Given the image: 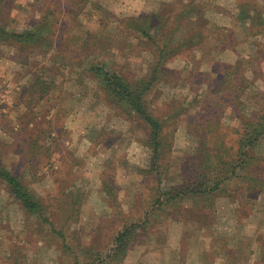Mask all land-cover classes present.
<instances>
[{
	"label": "rangeland",
	"instance_id": "obj_1",
	"mask_svg": "<svg viewBox=\"0 0 264 264\" xmlns=\"http://www.w3.org/2000/svg\"><path fill=\"white\" fill-rule=\"evenodd\" d=\"M0 6V26L8 31L33 30L46 16L40 30L53 32L51 40L30 47L0 43V165L36 196L51 199L47 205L56 209L49 215L58 228L67 225L71 250L81 259L86 247L93 255L104 253L123 227L138 222L120 264H264L260 187L235 182L213 201L183 199L173 206L178 211L153 204L159 185L143 145L147 129L120 110L90 72L103 64L128 79L152 75L155 46L123 20L155 15L160 39L172 44L204 33L191 63L187 51L167 61L147 97L162 121L182 102L175 130L166 126L171 146L160 187L179 185L201 140L195 119L207 92L195 87L203 79L197 72L212 74V88L236 92V108L223 109L226 126L242 128L264 104V32L251 35L248 19L252 14L254 22L264 20V0H4ZM240 10L247 11L246 20ZM38 74L44 83L31 90ZM254 154L264 158V138ZM124 182L129 184L120 189ZM122 190L136 192L127 215ZM79 200L68 221L69 205ZM147 212L148 222L141 223ZM39 224L0 181V264H73L64 241Z\"/></svg>",
	"mask_w": 264,
	"mask_h": 264
},
{
	"label": "trees",
	"instance_id": "obj_2",
	"mask_svg": "<svg viewBox=\"0 0 264 264\" xmlns=\"http://www.w3.org/2000/svg\"><path fill=\"white\" fill-rule=\"evenodd\" d=\"M0 1L3 2L4 0ZM240 16H245L243 20H246L247 11L240 10ZM252 17V14H249V30L251 35L255 36L261 31L264 32V20L254 22ZM46 21L47 18L44 16L37 22L36 28L24 32L8 31L0 26V43L16 49L18 44H25L26 47H30L34 43L45 42L47 39L51 40L49 37L53 34L52 27L47 26L46 30L43 28V32L40 30V25L46 23ZM123 23L133 28L135 33L140 35V38L150 41L155 46V53L153 54L155 68L152 75L128 79L115 71L108 70L103 64L91 66L90 72H93V76L102 84L106 96L113 99L119 109H123L129 118L138 119L147 129V137L143 145L149 154L151 165L149 172L155 175L159 185L156 192V201L153 204L156 203L159 208L163 205V209H165L166 207L173 208L183 199H189L193 204L213 201V197L219 193L218 191L222 190L224 186L235 182L240 187H246L245 185L248 186L249 184L254 187L259 186L260 189L257 194L264 195V158L254 154L256 147L264 138V104L260 106L258 111L245 118L242 128L234 129L226 126L222 122L223 109L225 104L233 109L236 108L237 104L234 101L237 98L236 92L230 89V93H226L219 87L212 88L208 83L212 79V74L197 71L203 79L197 82L195 87H202L207 92L195 119L197 125L200 126L201 140L194 149L193 158L188 161L190 162V169L188 174L183 176L182 183L168 189L160 187L163 180V169L166 168L165 163L171 146V142L168 140L171 130L167 133L166 126H175L176 128V122L179 121V116L182 114V102L178 101L169 113L166 112L162 121L152 112L147 97L154 88L155 83L166 72L165 65L167 61L179 58L183 52L187 51L186 61L191 63L193 60L192 50L203 45L205 35L201 32L185 39L176 40L174 38V44H172L169 38L166 39L163 36V40L160 39V23L155 15L143 14L136 18L123 20ZM45 31L48 34L47 37L44 34ZM197 36L198 39H195ZM23 46L21 47L23 48ZM192 65L197 64L193 63ZM162 66L163 70H160ZM236 66L232 65V68ZM228 76L229 74H225L226 78H229ZM43 83V76L38 74L31 85V90L43 85ZM219 89L221 90L219 91ZM219 95L222 98L218 99ZM227 98L228 100H226ZM171 121L174 122L171 123ZM174 130L172 128V131ZM232 133L235 134L234 137ZM259 159L262 160L261 163ZM0 180L5 184L7 192L28 214L34 216L41 226H46L64 241V250L74 255L73 264H120L126 258L129 247L137 235V228L141 225L140 223L132 222L123 227L112 239L111 247L104 253L93 255L94 249L92 247L81 249L83 252V258L81 259L77 252L70 249L66 241L63 227L67 225L58 228V225L52 220V216L49 215L53 214V207L47 205L48 201L51 200L49 197L48 199L39 198L28 187L24 186L19 176L14 175L1 165ZM107 187L108 184L103 180V188L106 190ZM248 198H251V196ZM162 200L163 202H160ZM76 202L74 201L68 207V211L71 213L66 215L68 221L71 216L73 217L72 212L76 211L78 213L79 211L78 204L80 200L77 204ZM58 204L57 208L62 212L60 207L62 202ZM55 209L54 207L53 210ZM173 210L178 211L176 208H173ZM148 218L149 212L144 215L143 221L140 222L147 223Z\"/></svg>",
	"mask_w": 264,
	"mask_h": 264
},
{
	"label": "crops",
	"instance_id": "obj_3",
	"mask_svg": "<svg viewBox=\"0 0 264 264\" xmlns=\"http://www.w3.org/2000/svg\"><path fill=\"white\" fill-rule=\"evenodd\" d=\"M111 117H113V115L111 116ZM87 142V141H86ZM125 151V150H124ZM139 152L141 151V147L139 146V150H138ZM124 154V153H123ZM136 179H138V178H136ZM1 181V180H0ZM2 182V181H1ZM3 183V182H2ZM131 183V182H130ZM4 184V183H3ZM103 184V181H102V177H101V185ZM127 184H129V182L127 183ZM126 182H124L123 184H122V186L120 185L119 186V188L120 189H123V187H126ZM137 186L138 185V181L137 182H134V186ZM4 186H5V184H4ZM131 188H132V185H131ZM135 194H136V192H135V190L132 192V191H130L129 193H127V195L125 194V193H123V190L121 191V204H122V209H123V214L124 215H127V214H125V213H128V211L130 210V208H132V203H133V200H135L136 198H135ZM121 214H122V212H121ZM126 260V259H125Z\"/></svg>",
	"mask_w": 264,
	"mask_h": 264
}]
</instances>
